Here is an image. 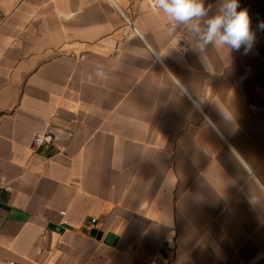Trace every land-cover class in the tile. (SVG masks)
<instances>
[{"label": "crops", "instance_id": "1", "mask_svg": "<svg viewBox=\"0 0 264 264\" xmlns=\"http://www.w3.org/2000/svg\"><path fill=\"white\" fill-rule=\"evenodd\" d=\"M239 4L252 50L201 57L154 0H0V264H264V0Z\"/></svg>", "mask_w": 264, "mask_h": 264}, {"label": "clouds", "instance_id": "2", "mask_svg": "<svg viewBox=\"0 0 264 264\" xmlns=\"http://www.w3.org/2000/svg\"><path fill=\"white\" fill-rule=\"evenodd\" d=\"M154 7L167 17L170 33L175 32L178 25L187 26L196 41L195 51L201 57L209 45L227 49L229 54L243 49V54L247 55L255 44L256 34L248 10L240 8L239 0H221L217 13L207 18L203 27L200 20L208 16L209 10L204 0H154ZM257 28L264 30V21ZM154 56L160 59L162 55L154 53ZM181 92L187 94L183 87Z\"/></svg>", "mask_w": 264, "mask_h": 264}, {"label": "built area", "instance_id": "3", "mask_svg": "<svg viewBox=\"0 0 264 264\" xmlns=\"http://www.w3.org/2000/svg\"><path fill=\"white\" fill-rule=\"evenodd\" d=\"M46 140H49L48 137H45V136H43V135H37V136L35 137V139H34V146H35L36 148H38V147H40L41 144H42L44 141H46ZM59 215L62 217V216H64V213L61 212V213H59ZM92 222H94V220H93ZM173 238H174V237H172V236L166 238V243H168V244H172V243H173ZM149 264H168V261H167L166 259H162V260H160V261L153 260V261H150Z\"/></svg>", "mask_w": 264, "mask_h": 264}, {"label": "water", "instance_id": "4", "mask_svg": "<svg viewBox=\"0 0 264 264\" xmlns=\"http://www.w3.org/2000/svg\"><path fill=\"white\" fill-rule=\"evenodd\" d=\"M91 235H92V236H96V235L98 236V234H97L95 231H92V232H91Z\"/></svg>", "mask_w": 264, "mask_h": 264}]
</instances>
